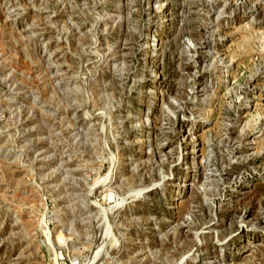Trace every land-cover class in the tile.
I'll use <instances>...</instances> for the list:
<instances>
[{
  "label": "rangeland",
  "instance_id": "obj_1",
  "mask_svg": "<svg viewBox=\"0 0 264 264\" xmlns=\"http://www.w3.org/2000/svg\"><path fill=\"white\" fill-rule=\"evenodd\" d=\"M0 264H264V0H0Z\"/></svg>",
  "mask_w": 264,
  "mask_h": 264
}]
</instances>
